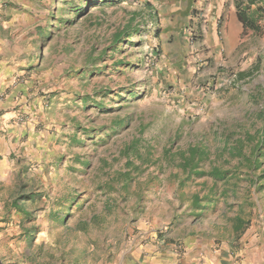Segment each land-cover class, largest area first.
<instances>
[{"label": "rangeland", "instance_id": "374dc122", "mask_svg": "<svg viewBox=\"0 0 264 264\" xmlns=\"http://www.w3.org/2000/svg\"><path fill=\"white\" fill-rule=\"evenodd\" d=\"M146 1L0 0L1 264H129L193 240L264 264V17L181 71Z\"/></svg>", "mask_w": 264, "mask_h": 264}, {"label": "crops", "instance_id": "0c3cea01", "mask_svg": "<svg viewBox=\"0 0 264 264\" xmlns=\"http://www.w3.org/2000/svg\"><path fill=\"white\" fill-rule=\"evenodd\" d=\"M148 1L157 14L158 40L162 51L173 67H181V71L185 66H197L199 56L206 59V64H218V60L226 56L234 44H238L241 34L251 31L243 26L239 12L253 16L257 11L260 24L264 17V0ZM6 41L11 43L8 39ZM6 47L8 45L4 43L0 46V54H4V49L9 51ZM13 72L9 51L0 60V119L6 127L0 132L2 156L11 153V117L16 114L11 111ZM184 244L183 253L170 248L127 261L129 264H230L227 251L221 252L220 248L211 250L210 246L194 240Z\"/></svg>", "mask_w": 264, "mask_h": 264}, {"label": "trees", "instance_id": "16d2710c", "mask_svg": "<svg viewBox=\"0 0 264 264\" xmlns=\"http://www.w3.org/2000/svg\"><path fill=\"white\" fill-rule=\"evenodd\" d=\"M146 5L148 7L151 6L150 2L149 1H146ZM151 8V7H150ZM152 10V9H151ZM258 12L256 11L255 14L253 16H247L246 14L242 13V12H239L238 13V16H239V19L240 21L243 23V26L251 31H254V32H261V24L258 23L259 21V17L258 15ZM259 61L254 63L253 66L251 67L252 69L250 70V72H240L238 74L239 77L243 78L245 76H251V74L253 73L254 70H258L259 69ZM263 85V84H262ZM261 95L264 96V87H263V91L261 92ZM240 146V145H238ZM259 148H263L262 149V152L263 154H259L258 157H256L255 159L253 158V161H257L259 159H261L264 155V141L260 142L259 144H255V146H253V151L256 153L258 150H261ZM264 174V173H263ZM198 175H209L211 176L213 179L215 180H221V179H224L225 177V174H222L218 171V169L214 168L212 170H210L209 172H199ZM264 177V176H263Z\"/></svg>", "mask_w": 264, "mask_h": 264}, {"label": "water", "instance_id": "95a60500", "mask_svg": "<svg viewBox=\"0 0 264 264\" xmlns=\"http://www.w3.org/2000/svg\"><path fill=\"white\" fill-rule=\"evenodd\" d=\"M0 264H1V262H0Z\"/></svg>", "mask_w": 264, "mask_h": 264}]
</instances>
